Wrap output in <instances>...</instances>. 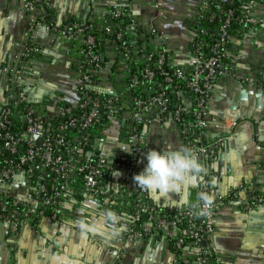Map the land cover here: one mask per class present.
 Segmentation results:
<instances>
[{"label":"built area","instance_id":"built-area-1","mask_svg":"<svg viewBox=\"0 0 264 264\" xmlns=\"http://www.w3.org/2000/svg\"><path fill=\"white\" fill-rule=\"evenodd\" d=\"M25 1L30 23L24 45L13 59L0 63V154L4 151L13 156L18 154L1 160L0 222L20 227L28 217L38 213L39 198L44 205L57 202L59 188L47 194L42 183L35 184V176L49 173L71 183V175L79 173L84 187L91 192L110 173L139 174L151 149L142 131L164 119L175 123L185 146L194 149L208 169L197 183V195L200 191L211 193L209 161L224 151L248 106L242 101L235 109L225 106L220 117L212 119L209 100L215 82L234 66L225 62L231 41L249 38L253 31L264 34V20L257 12L264 0H193V10L186 22L190 41L185 67L173 63L170 37L156 29L153 20L147 22L148 15L143 14L139 0H110L106 6L97 7V13L94 0H77L85 7L82 17L66 21L47 15V0ZM170 1L174 0H149L153 17H165V2ZM235 25L241 27L239 37L231 34ZM39 26L81 45L77 62L78 99L72 105H52V113L46 117L30 95L38 80L31 61L41 50L36 41ZM147 39L156 47L143 52L140 42ZM239 57L235 55L234 62ZM95 63L97 84L89 69L84 68ZM114 65L115 79L107 80V72ZM235 77L239 83L248 79ZM57 100L60 99L53 101ZM74 107L78 110H73ZM257 111L261 113L264 109ZM102 113L110 116L104 136L113 129L121 147L110 154L100 151L94 158L87 152L83 161L81 156L88 143L85 131ZM69 130L74 131L72 138L66 134ZM21 147L24 150L19 153ZM60 148L62 152L57 153ZM67 152L74 161L64 156ZM20 173L24 174L28 187L26 197L6 205L1 188ZM66 184L60 188L64 189ZM134 190L136 213L128 225L127 238L158 233L169 245L177 264H222L224 251L201 244L203 240L207 243L214 233L217 203L213 202L208 215L197 216L191 204L157 207L136 182ZM240 190L247 196L248 209L264 203V194L252 186ZM19 205L22 207L18 208ZM52 209L51 218L56 219L59 208ZM163 210L174 212L175 217L161 215Z\"/></svg>","mask_w":264,"mask_h":264},{"label":"crops","instance_id":"crops-1","mask_svg":"<svg viewBox=\"0 0 264 264\" xmlns=\"http://www.w3.org/2000/svg\"><path fill=\"white\" fill-rule=\"evenodd\" d=\"M47 1L49 14L57 21L82 17L85 8L77 0ZM109 2L94 0L95 12L97 7L102 8ZM257 12L264 20V1ZM29 23L25 0H0V63L10 61L22 49ZM180 28V34H165L170 37L173 63L185 67L188 65L190 34L185 39L186 26ZM36 35L41 50L31 61L38 77L31 97L38 102L46 96L50 100L55 97L70 103L77 101L79 41L59 37L43 26L36 29ZM235 55H241V58L234 62ZM229 57L230 65L234 66L215 82L209 100L212 119H218L225 106L236 103L238 94L233 87L237 84L264 93V34L253 31L249 38L233 39ZM235 75L248 79L239 83ZM52 110L50 106L47 113ZM247 112L248 107H245V116L226 144L223 159L220 160V153L209 161L211 194L218 206L214 233L207 244L224 251L222 264H264V203L248 209L245 206L247 196L240 190L252 186L264 194V112L255 110L250 119ZM142 132L151 149L162 150L170 142L177 147H186L177 126L170 119L155 121ZM115 137V131L108 132L100 141L98 150L110 154L121 147ZM133 177L126 171L110 173L91 192L82 184L72 182L64 193L59 219H26L17 228L0 222V264H177L160 234L127 238V228L134 214L132 205L125 199L135 187ZM27 191L23 173L1 188V192L14 199H24ZM196 198L197 184L182 194L149 196L152 204L164 208L192 204ZM105 211L114 212L119 226L123 227L114 239L102 236L85 239L72 226L81 218L95 220ZM58 255L60 259L56 258Z\"/></svg>","mask_w":264,"mask_h":264},{"label":"clouds","instance_id":"clouds-1","mask_svg":"<svg viewBox=\"0 0 264 264\" xmlns=\"http://www.w3.org/2000/svg\"><path fill=\"white\" fill-rule=\"evenodd\" d=\"M146 159V166L142 172L134 175L133 179L150 197H168L172 193L182 194L208 173L207 167L194 149L177 147L171 142L162 150L149 149ZM213 202L214 196L211 193L200 191L197 202L191 204L190 208L197 216L208 215ZM72 226L77 228L85 239L89 236L114 239L123 231V227L119 226L117 215L112 211L100 213L95 220L78 219ZM64 235L67 236L68 233ZM56 258L60 259V256Z\"/></svg>","mask_w":264,"mask_h":264},{"label":"trees","instance_id":"trees-1","mask_svg":"<svg viewBox=\"0 0 264 264\" xmlns=\"http://www.w3.org/2000/svg\"><path fill=\"white\" fill-rule=\"evenodd\" d=\"M49 7H46V12H47V15H50L49 14ZM236 29H232L231 30V34L232 35H236L237 37H239L240 33H239V30H241V27L238 26V25H235ZM239 33V34H238ZM141 44V47L143 48V52H149V51H152L153 49H155V45L154 44H151L149 39L145 40V41H142L140 42ZM102 50H104V47H101V52ZM95 51L97 52V47L95 48ZM230 57H226L225 59V62L226 63H230ZM97 63L94 64H91L89 66H84V68L87 67V69H89V71L92 73V76H93V81L97 84V66H96ZM104 65V61L102 63ZM126 66V65H125ZM168 66V65H167ZM116 67V65L110 67V72H107V76L109 78H107V80H114L115 79V75H114V68ZM127 67V66H126ZM126 67H123L125 70H126ZM77 70H79V65L77 64ZM122 75V74H121ZM124 76V75H122ZM126 77V76H125ZM100 80V79H99ZM73 102H65V101H62V100H57V101H53L52 99L50 100V97L46 96L43 98L42 101L40 102H37L36 105L38 107V111L40 113H42L44 115V117L47 116V109L52 106V105H56L57 107H60V106H63V105H72ZM78 110L77 107H74L73 110ZM109 119H110V116H108L107 114H104L102 113L98 118H95L93 120V122L91 123V125L86 129L85 133L87 134L88 136V143L85 145V152L84 154L81 156V159L84 161L86 160V153L87 152H91L92 153V157H97V155L99 154V150H98V147H99V143L100 141H102L104 139V134L107 132V129L109 128ZM52 121L54 120L51 119ZM66 134L69 136V138H72L74 136V131H67ZM72 142V141H71ZM72 144L74 145V143L72 142ZM24 150V147H21L19 149V153L22 152ZM56 152L57 153H60L62 152V149H56ZM18 154H15L14 156L13 155H10L9 152H2L0 154V167L2 166V163H1V160L4 159V158H9V157H17ZM64 156L66 158H68L69 160L71 161H74V158H71V155L67 152V153H64ZM77 159V157H75V160ZM72 177V181L71 183L73 182H76V183H79V184H82L83 185V182H82V175L79 174V173H73V175H71ZM33 181L35 182V184H38V183H42V185L45 186V188L47 189V194H52L54 192V189L56 187L59 188V190L61 191V194L60 196L58 197L57 199V202L55 204H51V205H44L42 204V200L39 198L37 200V211L38 213L35 214V215H32L31 217H28V219H31L32 221H35V220H38L40 217H48L50 218L51 217V214H52V211H53V207L56 206L58 208H60L61 204L63 203V199H64V193L65 191L67 190L69 184L71 183H68L66 181H64L63 179L59 178L58 176H55V175H52V174H45V175H38L37 177H33ZM68 183V184H66ZM63 184H66V187L64 186V189H61V185ZM84 186V185H83ZM135 196H136V193H135V190H131L128 192V196H127V199H125L127 202L130 203V205H132V208H133V214L135 215L136 213V207H135ZM1 197H3V200L5 202L6 205H11L13 204L14 202V198L11 197V196H8L6 194H1ZM18 208L22 207L21 205L17 206ZM161 215L163 216H166V217H175L174 216V212H171V211H168V210H163L161 212ZM60 218V209H59V213L57 214V217L56 219H59ZM143 221H141L140 223H142ZM138 223V224H140Z\"/></svg>","mask_w":264,"mask_h":264},{"label":"rangeland","instance_id":"rangeland-1","mask_svg":"<svg viewBox=\"0 0 264 264\" xmlns=\"http://www.w3.org/2000/svg\"><path fill=\"white\" fill-rule=\"evenodd\" d=\"M142 6L143 14L148 15L147 22L153 20V25L156 29L163 33H178L180 34L181 27V8L186 5V0H175L166 3V15L163 18H154L153 10L151 6L148 5L149 0H139ZM186 25V24H185ZM184 38H189V32L186 28L184 29ZM111 131L114 132L113 129Z\"/></svg>","mask_w":264,"mask_h":264},{"label":"water","instance_id":"water-1","mask_svg":"<svg viewBox=\"0 0 264 264\" xmlns=\"http://www.w3.org/2000/svg\"><path fill=\"white\" fill-rule=\"evenodd\" d=\"M234 81H232L233 83ZM234 91H237L238 97L236 100L235 104L230 105V107L232 109L236 108V104L240 101H242L245 106H250L248 108V112H247V118H251L252 117V113L257 109V110H263L264 109V93L263 90H259V91H254L253 89H247L246 87H243L242 84H237L236 87H233ZM253 99V103H251ZM225 152L226 149L220 154V160L223 159V157L225 156ZM201 244L203 246H206L207 243L206 241H201ZM188 247H186L187 249Z\"/></svg>","mask_w":264,"mask_h":264},{"label":"flooded vegetation","instance_id":"flooded-vegetation-1","mask_svg":"<svg viewBox=\"0 0 264 264\" xmlns=\"http://www.w3.org/2000/svg\"><path fill=\"white\" fill-rule=\"evenodd\" d=\"M192 8H193V0H186V5H184L181 8V12H179V15L181 16V25L186 24L187 19L191 16L193 10ZM51 99H55V97H52Z\"/></svg>","mask_w":264,"mask_h":264}]
</instances>
